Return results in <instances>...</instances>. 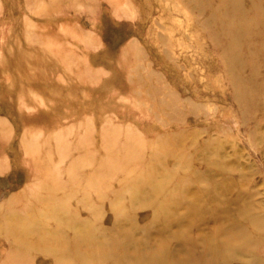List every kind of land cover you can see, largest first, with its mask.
<instances>
[{
    "label": "rangeland",
    "instance_id": "1",
    "mask_svg": "<svg viewBox=\"0 0 264 264\" xmlns=\"http://www.w3.org/2000/svg\"><path fill=\"white\" fill-rule=\"evenodd\" d=\"M183 258L264 264V0H0V264Z\"/></svg>",
    "mask_w": 264,
    "mask_h": 264
},
{
    "label": "bare ground",
    "instance_id": "2",
    "mask_svg": "<svg viewBox=\"0 0 264 264\" xmlns=\"http://www.w3.org/2000/svg\"><path fill=\"white\" fill-rule=\"evenodd\" d=\"M235 15H233L232 17H228V22H227V26H231L232 28L234 27V25L232 26V23L234 24V22H233V20L235 19ZM230 30V29H229ZM231 31H234V29H232ZM233 35H234V38L233 39H231V40H234L235 39V37H236V39H237V36H236V33L235 32H233L232 33ZM233 44H235V43H233ZM238 44V43H237ZM42 161H43V159H42ZM45 165V164H44ZM104 169L102 168V165H101V167H100V172L101 171H103ZM104 173V172H103ZM223 224V223H222ZM91 238V237H90ZM77 239V238H76ZM79 240V239H78ZM59 245H61V244H59ZM58 245V246H59ZM169 251V250H168ZM78 252V251H77ZM167 254H168V252H167ZM78 256L80 257V255L78 254ZM177 264H196L194 261L192 262L191 261V259H189V258H183V259H180V260H177Z\"/></svg>",
    "mask_w": 264,
    "mask_h": 264
}]
</instances>
